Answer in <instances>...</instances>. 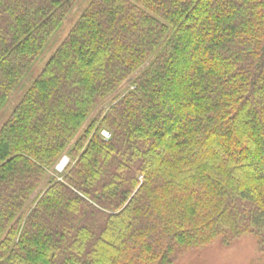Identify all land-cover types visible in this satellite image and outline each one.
Wrapping results in <instances>:
<instances>
[{
  "label": "trees",
  "instance_id": "16d2710c",
  "mask_svg": "<svg viewBox=\"0 0 264 264\" xmlns=\"http://www.w3.org/2000/svg\"><path fill=\"white\" fill-rule=\"evenodd\" d=\"M77 2L0 0V111ZM247 234L264 252V0H92L0 130V264H174Z\"/></svg>",
  "mask_w": 264,
  "mask_h": 264
},
{
  "label": "rangeland",
  "instance_id": "374dc122",
  "mask_svg": "<svg viewBox=\"0 0 264 264\" xmlns=\"http://www.w3.org/2000/svg\"><path fill=\"white\" fill-rule=\"evenodd\" d=\"M91 2L92 0H78L74 8L64 20L61 27L45 46L41 54L38 56L27 74L24 76V78L21 80L17 88L10 96L5 106L0 111V130L10 118L13 111L20 103L25 93L29 90L33 82L41 74L42 70L44 69L50 58L54 55L58 47L67 38L72 28L75 26L82 13L85 11V9H87ZM130 83L131 79L126 81L114 95L103 101L94 111V113L89 117L87 122L82 127L80 133L84 131L90 121L99 113L108 110L119 95L127 92V90H129L131 87ZM103 132L110 133L109 130H104ZM65 158L69 159L67 156H63L56 166L55 170L50 173L51 176L54 175L60 177L63 174L64 169L60 170L59 166ZM48 180L49 177L46 179L44 185L40 188L41 190L48 182ZM41 190H38L35 193L31 201L24 208V216L31 208L33 199ZM174 264H264V252L260 251L256 238L252 235L247 234L241 238H238L230 245L224 244L223 240L219 238L208 247L188 252L180 259H178Z\"/></svg>",
  "mask_w": 264,
  "mask_h": 264
},
{
  "label": "built area",
  "instance_id": "2783aa9c",
  "mask_svg": "<svg viewBox=\"0 0 264 264\" xmlns=\"http://www.w3.org/2000/svg\"><path fill=\"white\" fill-rule=\"evenodd\" d=\"M103 136H104V138H105L106 140H108V139H110L111 134L108 133V132H103ZM69 161H70L69 159L65 158V159L61 162V164H60V165H62V169H61V170H63V169L66 168V166L68 165Z\"/></svg>",
  "mask_w": 264,
  "mask_h": 264
},
{
  "label": "bare ground",
  "instance_id": "6f19581e",
  "mask_svg": "<svg viewBox=\"0 0 264 264\" xmlns=\"http://www.w3.org/2000/svg\"><path fill=\"white\" fill-rule=\"evenodd\" d=\"M59 169H60V170L62 169V165L59 166Z\"/></svg>",
  "mask_w": 264,
  "mask_h": 264
}]
</instances>
